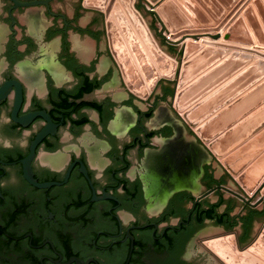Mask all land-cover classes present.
<instances>
[{
  "label": "flooded vegetation",
  "instance_id": "af4514ba",
  "mask_svg": "<svg viewBox=\"0 0 264 264\" xmlns=\"http://www.w3.org/2000/svg\"><path fill=\"white\" fill-rule=\"evenodd\" d=\"M28 1L0 0V264H198L192 240L209 221L239 227L246 241L256 209L233 217L229 205L203 208L217 189L205 165L207 190L195 193L197 143L182 144L174 118L154 124L159 96L136 104L111 50L100 49L102 33L78 25L83 0L73 19L55 7L65 0ZM70 31L98 39L93 57L73 49ZM104 54L112 57L106 64ZM15 110L18 118L44 112L51 122L36 115L22 125ZM48 126L29 165L39 183L59 184L38 187L25 159ZM205 240L196 238L214 264Z\"/></svg>",
  "mask_w": 264,
  "mask_h": 264
},
{
  "label": "water",
  "instance_id": "95a60500",
  "mask_svg": "<svg viewBox=\"0 0 264 264\" xmlns=\"http://www.w3.org/2000/svg\"><path fill=\"white\" fill-rule=\"evenodd\" d=\"M51 1L30 0L23 5L50 6ZM77 1L65 0L63 3H55V7H63V12L73 19V4ZM197 1L198 3L194 0H163L156 5V11H151L152 14L160 16L163 22V31H160L159 35L164 37L166 32L169 37H165L172 44L180 43L175 40L187 34H192L189 36L200 40L196 33L225 32L222 42H197L189 39L182 45L180 59L162 49L151 26L134 3L135 0H83L82 5L89 9L82 8L78 25L102 33L100 49L108 54L111 50L126 85L137 96L136 104L139 107H146L147 103H143L141 99H148L154 91L151 102H154L157 96L163 99L155 111L154 124L158 126L163 121L172 124V120L166 119L174 118L177 120V126L184 127L182 144L188 145L192 140L197 143L195 146L200 152L196 157L200 159L198 177L192 183L196 188L195 193L199 195L207 190V186L202 182L205 165L209 167V178L212 180L209 186H216L214 189H217L205 197L202 196L203 208L217 207L218 211L224 212L229 205L233 217L240 213L246 215L256 209L259 222L255 224L246 241L238 243L234 233L220 234L205 240L208 250L225 264H264V229L258 240L252 242L247 249H242L252 240L264 221V196L256 202L253 201L260 193L264 194V130L243 144L264 127V105L249 113L259 101L264 100V71L260 75L254 72L257 67H264V52L223 43L264 46V0ZM250 1H253V4L249 5ZM197 4H200L211 18ZM226 10H229L227 15ZM241 12L243 16H239ZM232 16L234 17L230 19ZM211 36L217 39L221 33ZM185 39L186 36L181 42ZM70 40L73 49H79L83 56H94L93 51L98 44V39L94 36L85 33L81 37L80 34L70 31ZM204 43L209 46L203 47ZM58 45L59 41L56 40L53 48L57 49ZM229 49L236 51L230 52ZM253 56H259L262 60H255ZM223 57L225 59L218 62ZM102 58L106 64L112 57L104 54ZM247 64L250 65L244 68ZM162 81L165 90L167 89L166 97L163 96ZM245 90L247 93L240 96ZM255 93L259 96L254 97ZM2 98L0 91V100ZM20 101L21 91L18 89L16 109ZM248 113L249 115L239 122ZM36 115L44 116L51 122V116L44 112L22 118L17 117V110L13 113L14 119L22 125H27ZM49 132L52 130L48 126L37 135L32 152L25 159L26 178L38 187L59 184L39 183L29 165L35 153V145ZM155 142H160V139ZM261 152L263 153L259 155ZM253 160L255 161L252 162ZM230 230H237L239 238V227L227 229L220 225L211 226V222H207L201 234L195 235L192 240L193 252L197 255L194 261L198 264H213L203 250V245L196 241L199 235L205 237ZM77 260L78 264H81V260ZM219 260H213L214 264H220Z\"/></svg>",
  "mask_w": 264,
  "mask_h": 264
},
{
  "label": "crops",
  "instance_id": "0c3cea01",
  "mask_svg": "<svg viewBox=\"0 0 264 264\" xmlns=\"http://www.w3.org/2000/svg\"><path fill=\"white\" fill-rule=\"evenodd\" d=\"M163 0H156V2H153L152 0H135V4H136V6L139 8V10L141 11V13L143 14V16L145 17V20L147 21V23L151 26V28H152V30L154 31V33H155V36H156V38H157V40H158V42H159V44H160V46L162 47V49H164L167 53H169L170 55H172L174 58H176V59H180L181 58V55H182V45L186 42V41H188L189 39H191V40H194V41H197V42H200L201 40H208V41H215V42H222V39H223V37H224V35H225V32H219V31H211V32H204V33H196L197 35H199L200 36V40H195L193 37H191V36H189V35H192V34H187V35H185L186 36V39L183 41V42H181L183 39H184V37L185 36H181V37H179V38H177L175 41H177V42H180V43H177V44H172V43H170L169 41H168V39L166 38L167 37V33L165 32V36L163 37V36H160L159 35V32H160V27H157V23H155V19L153 18V15H151V13L149 12V10H147V8L144 6V2H146V3H148V4H150V5H152V6H154L155 8H156V5L158 4V3H160V2H162ZM195 1V3H198V1L197 0H194ZM252 4V1H250L249 2V5H251ZM198 6H199V8L201 9V10H203L204 11V13L209 17V18H211L207 13H206V11L203 9V7L200 5V4H197ZM83 8H85V7H83ZM85 9H89V8H85ZM94 10V9H93ZM104 13V12H103ZM229 13V10L227 11H225V14L227 15ZM239 16H243V12H241L240 14H239ZM234 16H232L230 19H232ZM104 20H105V29H106V36H107V41H108V47H109V50H110V44H109V38H108V33H107V27H106V17H105V15H104ZM217 23L218 22H216L215 24L217 25ZM197 28V25L195 24L194 25V29H196ZM218 33H221V36L219 37V38H217V39H214V38H212V36L211 35H214V34H218ZM223 43H227V44H229V45H237V46H241V47H247V48H251V49H257V50H259V51H262V52H264V46H260V45H258V44H254V45H251V46H246V45H241V44H235V43H229V42H223ZM209 46V44H207V43H204L203 44V47H208ZM223 49H226V48H223ZM230 50V52H234V51H236L235 49H229ZM246 53V52H245ZM252 55V54H251ZM254 58H255V60H262L259 56H253ZM223 59H225V57H223V58H221V59H219L218 60V62L219 61H222ZM264 61V60H263ZM217 62V63H218ZM250 64H247V66H244V68L245 67H248ZM244 68H242V69H244ZM241 71V70H240ZM264 71V67L263 66H260V67H257V69H255V71L254 72H256V75H260V74H262V72ZM252 74H254V73H252ZM264 79V78H263ZM262 79V80H263ZM242 83H243V81H241ZM259 83V82H258ZM256 85V84H255ZM175 91H177V89L175 88ZM175 91H174V94H175ZM155 92V91H154ZM153 92V93H154ZM152 93V94H153ZM247 93V91L245 90L244 92H241V94H240V96L241 95H244V94H246ZM257 93H255L253 96L255 97H258L259 96V94L258 95H256ZM174 96V95H173ZM240 96H238V97H240ZM137 97V96H136ZM263 100V99H262ZM262 105H264V100L262 101V102H260L259 101V103L257 104V105H255L250 111H249V113H253L254 111H256L257 109H259ZM172 106V105H171ZM243 110V109H242ZM249 113L248 114H246L243 118H241V120H239V122L240 121H242L247 115H249ZM179 115V114H178ZM239 122H237V123H239ZM236 123V124H237ZM236 124H234V125H236ZM264 130V127L261 129V130H259L258 132H256L254 135H252L250 138H248V139H246L245 140V142H243V144L244 143H247V141H249L250 139H252L253 137H255V136H257L259 133H261V131H263ZM205 145V144H204ZM263 152H261L259 155H261ZM213 155V154H212ZM259 155L255 158V160L259 157ZM214 156V155H213ZM217 159V158H216ZM255 160H253L252 162H254ZM217 161L220 163L221 161L219 160V159H217ZM251 162V163H252ZM221 164V163H220ZM222 165V164H221ZM223 166V165H222ZM248 167V166H247ZM223 168L225 169V167L223 166ZM226 170V169H225ZM227 171V170H226ZM233 179H234V181L239 185V187L242 189V187L240 186V184L236 181V178H234L233 177ZM243 190V189H242ZM264 196V194L263 193H260L258 196H256V198H254V202H256L258 199H260L261 197H263ZM251 207V206H250ZM263 229H264V221H263V223L261 224V226L259 227V229L257 230V232L255 233V235H254V237L252 238V240L251 241H249L242 249H247V247L252 243V242H254V241H256V240H258L259 239V235H260V233L263 231ZM226 233H234V235L236 236V239L238 240V234H237V230H230V231H226V232H222V233H217V234H213V235H209V236H205V237H202V239H207V238H210V237H214V236H217V235H220V234H226ZM238 243H239V241H238ZM218 259V258H217ZM219 260V259H218ZM220 262H221V260H219Z\"/></svg>",
  "mask_w": 264,
  "mask_h": 264
},
{
  "label": "built area",
  "instance_id": "2783aa9c",
  "mask_svg": "<svg viewBox=\"0 0 264 264\" xmlns=\"http://www.w3.org/2000/svg\"><path fill=\"white\" fill-rule=\"evenodd\" d=\"M144 6L147 8V10H149L150 13H151V11H156V8L154 6H151L150 4H148L146 2H144ZM151 15H153V18L155 19V23H157L158 27H160V29H161L160 31H163V22H162L160 16H158L157 14H152V13H151ZM164 34H165V32H164Z\"/></svg>",
  "mask_w": 264,
  "mask_h": 264
},
{
  "label": "trees",
  "instance_id": "16d2710c",
  "mask_svg": "<svg viewBox=\"0 0 264 264\" xmlns=\"http://www.w3.org/2000/svg\"><path fill=\"white\" fill-rule=\"evenodd\" d=\"M210 216H214V214L211 213ZM218 220H219L220 222H223V221H224V217H223V216H219V217H218Z\"/></svg>",
  "mask_w": 264,
  "mask_h": 264
},
{
  "label": "rangeland",
  "instance_id": "374dc122",
  "mask_svg": "<svg viewBox=\"0 0 264 264\" xmlns=\"http://www.w3.org/2000/svg\"><path fill=\"white\" fill-rule=\"evenodd\" d=\"M252 4H253V1H252ZM152 6V5H151ZM157 27H158V25H157ZM201 243V242H200ZM202 244V243H201ZM203 245V244H202ZM213 255V254H212Z\"/></svg>",
  "mask_w": 264,
  "mask_h": 264
}]
</instances>
